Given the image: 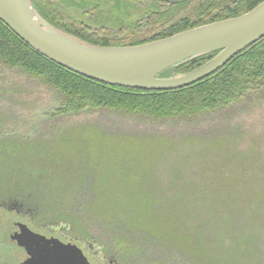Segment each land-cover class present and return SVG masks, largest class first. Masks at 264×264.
<instances>
[{"label":"trees","instance_id":"16d2710c","mask_svg":"<svg viewBox=\"0 0 264 264\" xmlns=\"http://www.w3.org/2000/svg\"><path fill=\"white\" fill-rule=\"evenodd\" d=\"M32 1L52 25L83 41L132 47L237 18L264 0H190L159 14L141 10L144 4L157 8L154 1ZM110 4L114 6L109 8ZM90 6L110 20L139 21L119 29H93L67 13L71 9L88 13ZM215 54L162 77L192 72ZM0 63L54 94L55 104L40 121L58 122L87 112L154 124L194 121L228 109L252 93H264V38L203 81L169 92L131 90L84 78L33 50L1 20ZM4 124L0 116V135ZM50 128L52 135L38 142L2 140L0 205L42 224L82 229L85 239L132 264H177L179 257L186 264H250L255 259V246L264 239V209L257 206L253 221L246 214H235L227 224L203 177L208 159L231 157L237 145L184 136L111 133L100 123ZM212 162L210 168L215 167Z\"/></svg>","mask_w":264,"mask_h":264},{"label":"rangeland","instance_id":"374dc122","mask_svg":"<svg viewBox=\"0 0 264 264\" xmlns=\"http://www.w3.org/2000/svg\"><path fill=\"white\" fill-rule=\"evenodd\" d=\"M49 1L57 3L60 0ZM111 6L114 5L110 4L108 7ZM92 9L90 6L91 12L88 13L84 11L75 13L72 9L67 13L93 29H119L139 21L132 17L128 20L121 18L110 20L108 16L99 15ZM55 102L56 97L45 85L0 63V116L5 119V124L1 127L3 132L0 135V144L2 140L3 143L14 144L29 140L38 142L39 139L52 135L50 128L52 125L76 127L88 123H100L111 133L138 132L166 137L184 136L186 139L202 142L220 141L219 143L225 144L223 146L226 147L235 144L237 146L231 149L236 152L235 155L224 159H214L212 156L207 160L208 163L203 169L204 181L208 184L206 190L215 200L219 216L223 217L226 223L234 220L235 214H246L253 221L257 206L264 209L263 205L261 206L264 201V93H252L228 109L207 114L194 121L166 124L122 118L114 113L88 112L58 122L49 119L40 121L42 115L47 117V112ZM211 160L215 167L210 168ZM217 197L219 199L216 201ZM50 223L42 224L33 216L19 214L0 206V264H20L25 259L24 252L19 250L10 237L15 231H19L16 226L19 228V225L23 224L40 234L57 236V233L44 229L43 226ZM83 234L82 229H69L67 236L84 239L80 247L85 250L91 264H132L119 254L112 255L109 248H105L104 245L85 239ZM255 239L256 236L253 237V241ZM255 250V259L250 264H264V239L258 241ZM157 254H160L159 251ZM176 263L186 264L180 257Z\"/></svg>","mask_w":264,"mask_h":264},{"label":"water","instance_id":"95a60500","mask_svg":"<svg viewBox=\"0 0 264 264\" xmlns=\"http://www.w3.org/2000/svg\"><path fill=\"white\" fill-rule=\"evenodd\" d=\"M0 20L33 50L84 78L131 90L169 92L203 81L264 38V1L237 18L132 47H102L83 41L47 21L32 0H0ZM211 54H215L212 60L192 72L162 77ZM19 228L21 232L11 239L31 257L24 264H56L58 255L65 264H89L74 244L46 239L23 224Z\"/></svg>","mask_w":264,"mask_h":264},{"label":"flooded vegetation","instance_id":"af4514ba","mask_svg":"<svg viewBox=\"0 0 264 264\" xmlns=\"http://www.w3.org/2000/svg\"><path fill=\"white\" fill-rule=\"evenodd\" d=\"M142 1H154L158 4L157 8H154V9H152V7H150V6H147L148 4H144V6L141 8L143 13H148V11H151L149 13L159 14L161 12H165L166 10H168L172 5H177V3L189 2L190 0H187V1L174 0L176 2H173V3L168 2L167 0H156V1L155 0H139V2H142ZM145 18H147V16H145ZM0 206L4 207L2 205H0ZM17 224H19V223H17ZM43 227H44V229L49 230L51 233H57L58 235L57 236H54V235L52 236V234L51 235H48V234L43 235V234L38 233L34 229L33 230L31 228H29V229L32 232H34V233H36V234H38V235H40L46 239L58 240L60 243L66 245V246H68L69 244H74L77 247V249H79L82 252L83 256L87 259L86 255H85V250L82 248V246L80 247V243L82 241H84V239L83 238H81V239H79V238H68L67 233H68L69 229L67 226H65V224H62V223H58L56 225L50 224V225H45ZM16 228L19 231H15L13 234L10 235V237L13 236L14 234L20 233V228H18V226H16ZM13 243H15L17 245V247L19 248V250H21L25 254V259L20 264H24L26 261L30 260L31 257L28 255V252H26L25 248L20 247L18 242H16V241H14ZM87 247L92 248L93 246H87ZM56 259L58 261V263H56V264H65L64 262H62L60 255H58V257ZM87 261H88V259H87ZM88 262H89V264H91L90 261H88Z\"/></svg>","mask_w":264,"mask_h":264},{"label":"bare ground","instance_id":"6f19581e","mask_svg":"<svg viewBox=\"0 0 264 264\" xmlns=\"http://www.w3.org/2000/svg\"><path fill=\"white\" fill-rule=\"evenodd\" d=\"M39 216V215H38ZM40 217V216H39Z\"/></svg>","mask_w":264,"mask_h":264}]
</instances>
